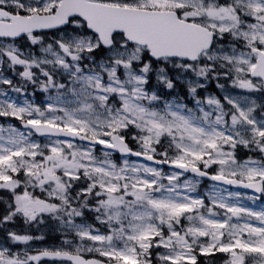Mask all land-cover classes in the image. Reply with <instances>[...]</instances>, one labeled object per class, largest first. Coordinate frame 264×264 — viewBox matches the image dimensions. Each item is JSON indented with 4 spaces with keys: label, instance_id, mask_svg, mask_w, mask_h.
<instances>
[{
    "label": "snow or ice",
    "instance_id": "1",
    "mask_svg": "<svg viewBox=\"0 0 264 264\" xmlns=\"http://www.w3.org/2000/svg\"><path fill=\"white\" fill-rule=\"evenodd\" d=\"M0 264H264V0H0Z\"/></svg>",
    "mask_w": 264,
    "mask_h": 264
}]
</instances>
